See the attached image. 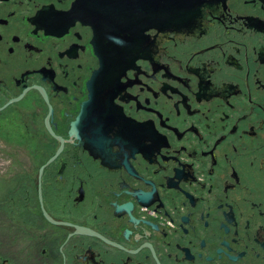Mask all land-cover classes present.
<instances>
[{
	"label": "flooded vegetation",
	"instance_id": "flooded-vegetation-1",
	"mask_svg": "<svg viewBox=\"0 0 264 264\" xmlns=\"http://www.w3.org/2000/svg\"><path fill=\"white\" fill-rule=\"evenodd\" d=\"M0 0V264H264V0Z\"/></svg>",
	"mask_w": 264,
	"mask_h": 264
},
{
	"label": "water",
	"instance_id": "water-1",
	"mask_svg": "<svg viewBox=\"0 0 264 264\" xmlns=\"http://www.w3.org/2000/svg\"><path fill=\"white\" fill-rule=\"evenodd\" d=\"M168 1H172V2H173L174 0H167L166 2H168ZM178 1H179V0H178Z\"/></svg>",
	"mask_w": 264,
	"mask_h": 264
}]
</instances>
